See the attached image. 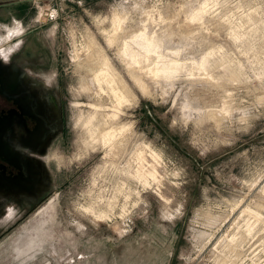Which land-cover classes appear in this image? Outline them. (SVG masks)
I'll use <instances>...</instances> for the list:
<instances>
[{"label": "rangeland", "instance_id": "1", "mask_svg": "<svg viewBox=\"0 0 264 264\" xmlns=\"http://www.w3.org/2000/svg\"><path fill=\"white\" fill-rule=\"evenodd\" d=\"M11 57L61 133L0 264H264V0H0Z\"/></svg>", "mask_w": 264, "mask_h": 264}, {"label": "flooded vegetation", "instance_id": "2", "mask_svg": "<svg viewBox=\"0 0 264 264\" xmlns=\"http://www.w3.org/2000/svg\"><path fill=\"white\" fill-rule=\"evenodd\" d=\"M19 22L22 24V19ZM30 32L19 42L21 50L24 48L26 55L32 58L30 47L27 49ZM10 62L12 57L6 64L0 62V187H21V184L31 182V174L17 157L45 162L47 146L58 142L61 130L57 127L51 130L52 125L43 107L49 101L41 88L32 84L31 66L27 67L26 63L17 68L12 66L5 73L4 67Z\"/></svg>", "mask_w": 264, "mask_h": 264}, {"label": "bare ground", "instance_id": "3", "mask_svg": "<svg viewBox=\"0 0 264 264\" xmlns=\"http://www.w3.org/2000/svg\"><path fill=\"white\" fill-rule=\"evenodd\" d=\"M107 61V60H106ZM95 76V78H96V75H94ZM105 76V75H104ZM103 77V76H102ZM98 78V77H97ZM109 78V77H108ZM101 79V78H100ZM98 80V79H97ZM99 81V80H98ZM95 82V81H94ZM141 87H143V86H141ZM144 89V88H143ZM102 91V90H101ZM116 97V96H115ZM121 99H122V97H120V96H118L117 95V100L119 101V102H121ZM119 130V129H118ZM115 131V130H114ZM106 137H108L107 139H105V138H103V141H106V142H108V141H110V137H111V134L110 133H107V135H106ZM116 137V136H115ZM115 139V138H114ZM114 139H112L111 141H113ZM109 143V142H108ZM113 144V143H112ZM87 213H89V211H87ZM92 215H94L92 212H90ZM96 217V216H95ZM97 218H99V219H101V217H98L97 216Z\"/></svg>", "mask_w": 264, "mask_h": 264}]
</instances>
